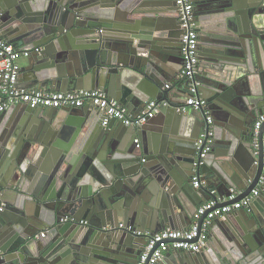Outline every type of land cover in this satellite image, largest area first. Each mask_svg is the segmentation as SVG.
I'll return each mask as SVG.
<instances>
[{
	"label": "water",
	"instance_id": "95a60500",
	"mask_svg": "<svg viewBox=\"0 0 264 264\" xmlns=\"http://www.w3.org/2000/svg\"><path fill=\"white\" fill-rule=\"evenodd\" d=\"M195 21L200 91L216 132L203 180L220 196L239 191L220 205L258 187L264 195L262 149L253 153L264 111V0H195ZM181 36L176 0H0V37L33 50L25 87L101 89L133 117L150 99L188 97L177 82ZM15 106L0 113V264H136L147 238L120 223L152 234L187 229L203 190L212 197L192 184L200 110L170 108L137 127L104 126L97 109L76 107L64 108L65 122L51 119L56 108L9 117ZM67 127L73 134L62 142L57 129ZM216 225L207 247L170 254L173 264H264V210H234Z\"/></svg>",
	"mask_w": 264,
	"mask_h": 264
},
{
	"label": "built area",
	"instance_id": "2783aa9c",
	"mask_svg": "<svg viewBox=\"0 0 264 264\" xmlns=\"http://www.w3.org/2000/svg\"><path fill=\"white\" fill-rule=\"evenodd\" d=\"M176 9L179 14L180 28L182 29L181 53L184 61V66L177 75V82L180 87L187 86L189 95L184 102L178 104H173L167 98L150 99L147 101L145 110L137 117H133L119 100L110 97L101 89L57 91L42 87L32 89L21 87L19 78L22 68L19 60L21 57H29L33 50H21L7 39L0 37V111H5L20 103H25L32 108L48 107L56 109L81 108L86 104H90L104 116V126H108L112 120H116L125 125L137 127L147 123L158 114L165 113L170 108L179 113H187L192 109L200 110L204 113L206 117L205 124L195 143L196 156L193 161L195 175L192 184L196 189H208L212 197L198 207L194 222L187 229L180 230L167 227L152 234L133 225L120 223V228L147 238V243L140 253L136 264H159L165 253L170 250L191 252L202 250L208 246L210 229L215 219L225 217L234 210L244 207L249 208L253 198L260 194L258 187L250 195L239 201L220 205L221 203L234 200L240 194L239 191L232 188L229 196H220L216 188L209 187L206 181L203 180L202 166H204L208 155L213 150L216 132L214 118L208 106V101L200 91L202 81L199 76L200 51L199 32L195 21V0H176ZM41 50L42 47L34 49L37 52ZM170 86L171 84L167 83L165 88ZM263 125L264 111L256 118L253 124V153L258 156L262 149L264 165V132L262 145H260V134ZM136 142L139 146V139H136ZM3 206L4 203H1L0 210L3 209ZM203 215L205 217L199 224V220ZM67 220H70V218H63V221ZM72 220L74 219L72 218ZM80 223L85 224L87 221L81 220Z\"/></svg>",
	"mask_w": 264,
	"mask_h": 264
},
{
	"label": "crops",
	"instance_id": "0c3cea01",
	"mask_svg": "<svg viewBox=\"0 0 264 264\" xmlns=\"http://www.w3.org/2000/svg\"><path fill=\"white\" fill-rule=\"evenodd\" d=\"M19 49H20V47L18 46V45H16ZM30 58L29 57H21L20 58V60H19V63H20V65H21V68H25L26 70L27 69H30L31 68V64H30ZM31 71L32 70H29V71H27L26 72V75L28 76V75H30L31 74ZM29 82V81H28ZM170 84H172L171 82H169ZM25 84H26V82H24L23 81V79H21V75H20V78H19V85L21 86V87H23V88H27V89H32V88H37V87H30V88H28V87H25ZM42 88H49V87H42ZM51 89V88H50ZM175 89H177L176 90V92H175V94H177L178 95V92L177 91H180V87H177V88H175ZM189 95V94H188ZM161 97H164V92H161V95H160ZM176 98V97H175ZM185 99H182L181 101H184ZM122 103V102H121ZM123 104V103H122ZM24 104H22V103H20V104H17L15 107H13L11 110H13L12 112H11V114H9V117H11V115H12V117H15L13 114L14 113H16V114H18L19 113V115H21L20 113L22 112V111H24V109H25V107H28V106H23ZM124 105V104H123ZM30 107V106H29ZM30 108H32V107H30ZM42 108H46V109H48V107H42ZM80 109H90V110H95L96 108H94L92 105H90V104H86V105H84L83 107H81ZM81 110V111H82ZM25 112V111H24ZM24 112H22V113H24ZM0 113H6V110L5 111H0ZM13 113V114H12ZM79 114L81 115V116H79V117H82V115H84L83 113H80V111H79ZM69 116H71L70 115V112H67L64 108L63 109H58L57 110V114H56V116H52L51 117V119H58L59 121H63V122H65V120H67V118L69 117ZM163 117H167L168 116V114L165 112L163 115H162ZM84 117L86 118L87 116L86 115H84ZM157 117V116H156ZM155 117V118H156ZM167 119V118H166ZM115 125H122V122H115ZM164 125H167V123H163V126ZM159 126V125H158ZM80 130H81V132L80 133H78L77 134V140H79V138H80V136L83 134V130L80 128ZM57 131L60 133V132H62V133H60L61 135H58L57 134V138L58 139H61L62 140V142H67L66 140V138L65 137H69V135H70V137H72V131H70V128L69 127H67V128H65V129H57ZM84 132H86V131H84ZM90 134V133H89ZM75 135V134H74ZM73 135V136H74ZM85 137H86V135H85ZM76 140V141H77ZM260 189V188H259ZM200 190V189H199ZM201 195V199L203 200V203L205 202V191L203 190V194H200ZM252 205H250L249 206V208L248 207H244L245 209H246V211L248 212V213H250V214H252V213H254L255 211H257V212H259V213H262V211L264 210V195H262L261 194V191H260V194L259 195H257V196H255L254 198H253V201H252V203H251ZM228 215V214H227ZM219 220H225V217H221V218H217V219H215L214 221H213V226L211 227V229H210V231L212 232V228L213 229H215V231H214V234L217 232V234L216 235H218V233H220L221 232V228L218 226V225H216V221H219ZM189 220H187L186 221V223H183V224H181V226H182V228H189L190 226L188 225L189 224ZM185 225H186V227H185ZM180 230H182V229H180ZM177 251H175V250H170V251H168V252H166L165 253V255H164V257L160 260V262H159V264H173V260H171L170 259V254H173V253H176Z\"/></svg>",
	"mask_w": 264,
	"mask_h": 264
},
{
	"label": "flooded vegetation",
	"instance_id": "af4514ba",
	"mask_svg": "<svg viewBox=\"0 0 264 264\" xmlns=\"http://www.w3.org/2000/svg\"><path fill=\"white\" fill-rule=\"evenodd\" d=\"M196 26H197V24H196ZM197 30H198V26H197ZM199 32V31H198Z\"/></svg>",
	"mask_w": 264,
	"mask_h": 264
}]
</instances>
